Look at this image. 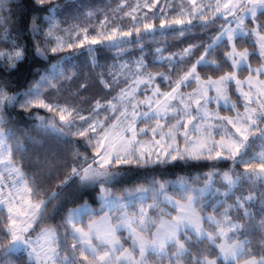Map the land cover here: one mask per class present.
<instances>
[{
  "label": "snow or ice",
  "instance_id": "obj_1",
  "mask_svg": "<svg viewBox=\"0 0 264 264\" xmlns=\"http://www.w3.org/2000/svg\"><path fill=\"white\" fill-rule=\"evenodd\" d=\"M0 264H264V0H0Z\"/></svg>",
  "mask_w": 264,
  "mask_h": 264
},
{
  "label": "trees",
  "instance_id": "obj_2",
  "mask_svg": "<svg viewBox=\"0 0 264 264\" xmlns=\"http://www.w3.org/2000/svg\"><path fill=\"white\" fill-rule=\"evenodd\" d=\"M169 2H173V0H169ZM175 2L176 3H179V0H175ZM95 3H97L101 7H104L106 5H112V6H114L115 0H95ZM172 50H176V49L173 48ZM106 55L109 57V59L107 60V62L108 63H111L112 62L111 59H110L111 54L109 53V54H106ZM100 63L101 64H104L105 63V55L104 54L101 55ZM97 71H99V69H97ZM93 206L94 207H97L98 205H93Z\"/></svg>",
  "mask_w": 264,
  "mask_h": 264
},
{
  "label": "rangeland",
  "instance_id": "obj_3",
  "mask_svg": "<svg viewBox=\"0 0 264 264\" xmlns=\"http://www.w3.org/2000/svg\"><path fill=\"white\" fill-rule=\"evenodd\" d=\"M188 90H190V89H188Z\"/></svg>",
  "mask_w": 264,
  "mask_h": 264
}]
</instances>
